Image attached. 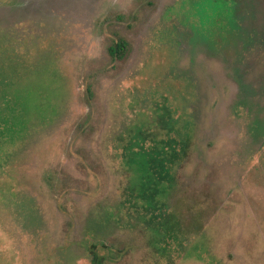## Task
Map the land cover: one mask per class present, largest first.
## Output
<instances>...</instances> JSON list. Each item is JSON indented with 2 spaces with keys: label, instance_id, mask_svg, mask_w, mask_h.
<instances>
[{
  "label": "rangeland",
  "instance_id": "374dc122",
  "mask_svg": "<svg viewBox=\"0 0 264 264\" xmlns=\"http://www.w3.org/2000/svg\"><path fill=\"white\" fill-rule=\"evenodd\" d=\"M5 40L51 53L66 97L0 152V264H91L108 213L106 264H264V0H0ZM156 103L193 126L164 237L127 202L119 141Z\"/></svg>",
  "mask_w": 264,
  "mask_h": 264
},
{
  "label": "trees",
  "instance_id": "16d2710c",
  "mask_svg": "<svg viewBox=\"0 0 264 264\" xmlns=\"http://www.w3.org/2000/svg\"><path fill=\"white\" fill-rule=\"evenodd\" d=\"M11 43L0 42V152L5 147L25 144L32 131L54 119L66 97L61 76L55 69L56 59L51 53L32 56L24 50L13 51ZM128 48V43L119 38L108 47V53L112 60H122ZM40 79L53 83L49 94L33 84L32 81ZM155 105L152 112L151 109L139 111L142 117L131 122L119 141L123 143V160L131 171L127 202L131 208L138 209V215L142 214L141 219L145 222L153 220L155 226L151 230L164 237L171 231L173 223L162 202L174 190L175 169L187 155L188 133L193 126L185 125L182 115L174 119L173 112L164 103ZM136 173L138 178L134 177ZM133 178L139 181L138 184L133 183ZM110 215L108 213V218ZM117 215L112 214L114 220L100 217L94 222L88 221L87 232L95 234L93 230L97 231L91 236L93 241L89 247L91 264H106V255L100 251L109 247L102 231L107 223H120ZM158 220L161 230L157 228Z\"/></svg>",
  "mask_w": 264,
  "mask_h": 264
}]
</instances>
